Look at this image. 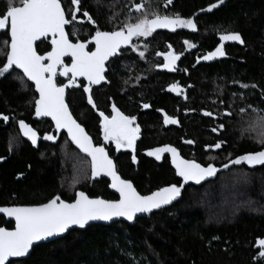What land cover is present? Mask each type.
<instances>
[{"label":"trees","instance_id":"1","mask_svg":"<svg viewBox=\"0 0 264 264\" xmlns=\"http://www.w3.org/2000/svg\"><path fill=\"white\" fill-rule=\"evenodd\" d=\"M128 3L80 0L79 5H72L71 0H61L66 18L70 19L68 13L79 8L77 21L66 25L69 39L84 42L94 34L83 11L89 12L101 30L110 31L136 15H125ZM213 3L216 0H148L147 7L161 15L192 18L197 31L157 29L148 38H135L134 45L147 56L141 59L138 52L125 51L111 62L107 75L110 83L93 90L92 95L95 109L105 115L110 116L115 105L124 114L137 117L141 133L135 152L107 150L117 173L140 194L182 183L175 175L170 154H164L160 161L146 155L155 147H175L181 158L202 166L212 163L218 169L216 175L199 185L187 184L179 202L137 219L132 226L120 222L70 232L62 239L34 247L21 264H256V242L264 239V165H229L227 169L223 165L240 155L262 150L254 142V135L243 130L259 114L251 109L264 110V0H225L211 12L201 11ZM6 7L7 0H0V14ZM110 15L113 23L108 22ZM231 32H238L244 43L224 42V57L197 63L220 44V34ZM6 40L9 43V37L1 31L0 64L6 61ZM185 40L195 46L187 48ZM169 45L180 56L176 70L155 71L154 60L157 65L162 63V55L157 57L156 53L169 51ZM49 48L48 40L43 39L37 53L43 54ZM18 76L22 74L12 70L0 77V114L10 118L7 123L0 120V206H33L55 195L72 202L75 191H84L90 198L117 200L106 181L91 179L89 160L65 134L53 132L46 120L33 121L36 95L25 78L27 90H21ZM61 83H67V78L57 77V84ZM173 83L187 87L185 98L177 99L165 92ZM240 84L250 86L242 89ZM252 84L257 87L252 88ZM86 100L81 88L68 90L67 104L73 117L98 146L103 141L99 115ZM144 103L150 105L149 111H142L140 104ZM240 108L246 112L240 113ZM158 109L176 118L179 125L165 128L156 113ZM225 110L232 116H223ZM202 111L213 112L217 119L203 116ZM21 119L37 132L41 140L37 147L20 133ZM220 122L226 130L218 137L211 129ZM45 134L55 135L56 141L43 140ZM187 139L195 143H184ZM218 139L226 142L222 149L205 151V145H214ZM133 154L137 157L135 164L131 161Z\"/></svg>","mask_w":264,"mask_h":264},{"label":"snow or ice","instance_id":"2","mask_svg":"<svg viewBox=\"0 0 264 264\" xmlns=\"http://www.w3.org/2000/svg\"><path fill=\"white\" fill-rule=\"evenodd\" d=\"M170 2L171 0H168V3ZM93 3L100 4V0H93ZM224 3L225 0H216V3L201 11L211 12L212 9ZM71 4L79 5L80 0H71ZM147 4L148 0H143L142 3L129 0V3L125 5L127 8L125 15L129 13L136 15L121 21L118 27H113L110 31L101 30L89 12L83 11V17L93 26L94 34H90L88 41L73 43L66 34L65 28L66 25L77 21L79 8L68 13L71 17L69 19L66 18L61 0H18V2L7 0L6 10L0 14V30H3L5 37H10V43L5 41L8 50L4 53L6 61L0 64V77L10 74L12 70H19L22 77L17 78L20 81L21 90H27L24 78L34 85L35 93H38V98L34 100L35 116L49 117L55 125L56 132L64 130L71 143L90 158L91 178L95 179L101 174L110 177L109 187L119 194V199L89 198L84 191H75L72 202H65L60 195H55L47 202L34 206L0 207V213L14 220L13 230L0 227V264H21L19 259L10 258L25 257L37 242L59 237L73 226L84 229L90 222H110L114 218L134 222L138 214H152L154 210L172 204L181 196L182 189L189 182L199 185L207 178L216 175L218 169L212 163L202 166L194 160L181 158L175 147L168 145L155 147L147 151L146 155L160 161L164 154H170L175 175L181 179L182 183L161 187L150 194L142 195L130 181L118 175L114 161L109 157L105 147L93 144L85 128L74 119L69 104L65 102L66 89L82 88L83 94L87 96V104L95 109L92 89L93 86L100 85L102 82L110 83L106 77V72L111 66L110 58L120 56L122 49L138 52L141 59L145 57V52L138 51L136 45L132 43L134 37L148 38L157 29H166L170 32H175L177 29L197 31V25L192 18H181L179 14L161 15L147 7ZM108 22L113 23L111 15ZM49 37H51L50 40H48ZM42 38L48 40L51 50L44 55H39L34 48V43ZM219 41L220 44L213 51L198 58L197 63L200 59L210 61L216 57H224L226 55L224 42L244 43L238 32L220 34ZM90 44L94 47L90 48ZM184 44L187 48L195 46L189 44L187 40ZM156 55H163V63L158 67L169 72L176 70V62L180 56L171 51L170 45L169 51L157 52ZM64 57H71L70 65L64 63ZM57 75L66 77L67 83L58 85L55 79ZM249 86L240 84L242 89H247ZM251 87L256 88L257 85L252 84ZM167 91L181 95L183 89L177 83H173L168 86ZM141 107L148 109L150 105L144 103ZM251 111L259 114L248 121V126L243 131L254 135V142L261 145L262 150L230 159L223 165L225 169L229 165L244 164L249 168L264 165V110L253 108ZM239 112L245 113L246 109L240 108ZM202 115L212 117L213 120L217 119L211 111H202ZM222 115L231 117L232 112L225 110ZM9 119V116L0 114V120L5 123ZM99 123L104 144L114 145L116 151L126 149L135 152L136 141L141 133L136 116L126 115L113 105L110 117L104 112H99ZM163 124L178 126L179 121L165 114ZM18 125L20 133L33 146H36L37 132L22 119L18 121ZM225 130L223 122L217 123L211 129L218 137ZM43 140L55 142L56 136L45 134ZM183 142L195 143L191 139ZM225 143L224 140L218 139L214 145H205V151L222 149ZM131 161L133 164L137 163L136 155L131 156ZM213 239L217 238L213 237ZM256 243L258 251L253 256V260L256 264H264V239H257Z\"/></svg>","mask_w":264,"mask_h":264},{"label":"water","instance_id":"3","mask_svg":"<svg viewBox=\"0 0 264 264\" xmlns=\"http://www.w3.org/2000/svg\"><path fill=\"white\" fill-rule=\"evenodd\" d=\"M65 30H66V28H65ZM66 34H67V32H66ZM49 39H51V37H49ZM43 40V38L41 39V40H39V41H36L35 43H34V48L36 49V51H37V46H38V44L41 42ZM9 43H10V37H9ZM91 45V44H90ZM94 46V45H93ZM50 48H51V45H50ZM51 50V49H50ZM122 50H124V49H122ZM38 54V53H37ZM40 55V54H39ZM44 55V54H43ZM114 58V57H113ZM113 58H110V60H112ZM66 60H70L71 61V57H64L63 58V61H66ZM16 71H18L19 72V70H16ZM20 73V72H19ZM22 74V73H21ZM70 75V74H69ZM26 79V78H25ZM56 79V82H57V77L55 78ZM79 80H82V78H79ZM32 87H34V85H32V83L30 82V81H27ZM83 82H85V83H87L86 81H83ZM104 83L102 82L100 85H97V86H95V87H99V86H102ZM35 91V90H34ZM36 95H37V98H38V93H36ZM66 99H67V90H66V95H65V102H66ZM67 103V102H66ZM210 118H212V117H210ZM33 121H41V120H46V121H48V122H50L51 123V125H52V127H53V132H55L56 134H65L66 135V137H67V133L64 131V130H61L60 132H56V130H55V125L52 123V121H51V119L49 118V117H40V118H37L36 116H35V111H34V113H33ZM91 138V137H90ZM67 139H68V137H67ZM68 141L71 143V141L68 139ZM72 144V143H71ZM94 144V143H93ZM73 145V144H72ZM73 147L82 155V156H84V157H86L88 160H89V162H90V158H88L85 154H83V153H81L80 151H79V149L78 148H76V146L75 145H73ZM106 150V149H105ZM107 151V150H106ZM110 157V156H109ZM111 158V157H110ZM112 159V158H111ZM115 164V163H114ZM116 167V166H115ZM90 173H91V169H90ZM119 175V174H118ZM122 178V177H121ZM92 179V178H91ZM123 179V178H122ZM93 181H101V180H104V181H106L107 183H108V190H109V192L110 193H112L113 195H115L116 197H117V199H119V194L118 193H116L115 192V190L114 189H112V188H110L109 187V185L111 184V178L110 177H106V176H104L103 174H101L99 177H97V178H95V179H92ZM189 183H191V182H189ZM134 186V185H133ZM186 186V185H185ZM87 195V194H86ZM89 197V196H88ZM90 198V197H89ZM180 199H181V196L176 200V201H173L172 202V204H170V205H166V206H164L162 209H159V210H154V213L155 212H158V211H160V210H163V209H167V208H169V207H171V206H173L174 204H176L177 202H179L180 201ZM66 202V201H65ZM153 214V213H152ZM151 214H138V217L137 218H135L134 219V222H127V221H124L122 218H114V220L113 221H110V222H103V221H95V222H90L89 223V225H87L84 229H80V228H78V227H75V226H73L72 228H70L69 230H67L64 234H62L61 236H59V237H56V238H54V239H50V240H48V241H42V242H37L36 244H34L33 245V247L30 249V251H29V254L28 255H26L25 257H23V258H10V259H12V260H15V259H19L20 261H23V260H26V259H28V257L30 256V254H31V252H32V250H33V248L34 247H36V246H38V245H42V244H48V243H51V242H54V241H57V240H59V239H62L63 237H65L68 233H70V232H73V231H84V230H86L87 228H89V227H91V226H96V225H101V226H110V225H112V224H116V223H125V224H127V225H129V226H132L135 222H136V220L137 219H140V218H146V217H148V216H150ZM0 216L1 217H4L5 219H6V221H10V222H13L14 223V220H12L11 218H9V217H6V216H4V214H2V213H0Z\"/></svg>","mask_w":264,"mask_h":264},{"label":"flooded vegetation","instance_id":"4","mask_svg":"<svg viewBox=\"0 0 264 264\" xmlns=\"http://www.w3.org/2000/svg\"><path fill=\"white\" fill-rule=\"evenodd\" d=\"M48 40H50L49 38H48ZM90 40V39H89ZM88 41V40H87ZM73 42V41H72ZM85 42V41H84ZM134 42H135V37L133 38V41H132V43L134 44ZM73 43H75V42H73ZM49 47H50V43H49ZM89 47L90 48H93L94 46L93 45H89ZM50 49L51 48H49V50L48 51H50ZM129 51L130 49H124V50H122V54L125 52V51ZM46 53V52H45ZM45 53H43V54H45ZM39 54V53H38ZM43 54H40V55H43ZM121 54V55H122ZM120 55V56H121ZM147 56V55H146ZM145 56V57H146ZM157 56V55H156ZM119 57V56H118ZM158 57V56H157ZM117 57H114L112 60H110V63L112 62V61H114L115 59H116ZM146 59V58H145ZM157 60V59H156ZM156 60H154L155 61V64H154V69H155V71H159V70H161V72H168L166 69H162V68H159L158 67V65L156 64ZM159 60L163 63V55H162V57L161 58H159ZM64 63L66 64V65H70L71 64V61L70 60H66V61H64ZM162 63H161V65H162ZM199 63H204V60H201L200 59V61H199ZM108 71H109V69H108ZM108 71L106 72V77H107V75H108ZM57 77H59V75H57ZM83 83H85V82H83ZM106 84H103L102 86H105ZM102 86H99V87H95V86H93V89H92V91L93 90H100L101 88H102ZM33 88V91H34V87H32ZM167 88L168 87H166L165 88V92L167 93V94H169V95H171V96H173V97H175V98H177V99H179V98H185L186 96H187V87H181L182 89H183V92L181 93V95H177L176 93H174V92H168L167 91ZM77 89V88H76ZM80 89V88H79ZM82 89V88H81ZM67 90V94H68V90L69 89H66ZM34 93H35V91H34ZM35 95H36V93H35ZM36 98H37V95H36ZM66 102H67V99H66ZM140 105H142V104H140ZM91 107V106H90ZM91 109H93L92 107H91ZM95 110V113L96 114H98L99 115V111H97L96 109H94ZM150 110V107L148 108V109H143L142 108V111L143 112H145V111H149ZM92 111V110H91ZM33 113H34V111H33ZM156 113L160 116V118H161V123H162V125L165 127V128H168V127H172L173 125H168V126H165L164 124H163V115H165V114H167L164 110H162V111H157L156 110ZM111 114V113H110ZM168 115V114H167ZM111 116V115H110ZM109 116V117H110ZM75 119V118H74ZM39 122V121H38ZM18 128H19V126H18ZM101 130V129H100ZM100 134H101V139L103 140V135H102V131L100 132ZM24 139H26L27 140V138L26 137H24ZM28 141V143L31 145V146H33L32 144H31V142L29 141V140H27ZM93 141V140H92ZM39 142H41V140H40V138H37V144H36V147L38 146V144H39ZM95 145V144H94ZM102 146H104L105 147V149L107 150V148L108 149H110V148H112V150L114 151V152H118V151H115V148L113 147V145H111V144H104V141H102V144H101ZM99 146V145H98ZM35 147V146H34ZM107 152H108V150H107ZM108 154H109V152H108ZM90 163V162H89ZM11 206H27V205H11ZM11 206H0V207H11ZM34 206V205H33ZM0 220H1V222H0V227H4L6 230H13L14 229V223L13 222H10V221H6V219L4 218V217H1L0 216Z\"/></svg>","mask_w":264,"mask_h":264},{"label":"rangeland","instance_id":"5","mask_svg":"<svg viewBox=\"0 0 264 264\" xmlns=\"http://www.w3.org/2000/svg\"><path fill=\"white\" fill-rule=\"evenodd\" d=\"M3 31V30H0V32ZM113 147L115 148V146L113 145ZM123 150H126V149H121L119 151H123ZM116 151V150H115ZM76 170V169H75Z\"/></svg>","mask_w":264,"mask_h":264}]
</instances>
